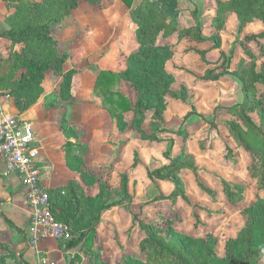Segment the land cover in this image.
Masks as SVG:
<instances>
[{
    "label": "trees",
    "instance_id": "1",
    "mask_svg": "<svg viewBox=\"0 0 264 264\" xmlns=\"http://www.w3.org/2000/svg\"><path fill=\"white\" fill-rule=\"evenodd\" d=\"M80 1L10 0L14 11L6 16L8 28L0 29V37H5L14 44L23 43V48L20 52H10L6 58L0 59V89H8L4 94L14 98L20 112L28 109L39 98L43 90L41 82L48 70L61 74L58 96L65 100L70 99L71 80L76 70L62 72V65L68 54L58 50L52 30L78 8ZM83 1L96 5L103 0ZM121 1L128 8L131 20L136 25L135 38L138 48L126 57L122 71L100 70L93 86L94 95L100 98L102 107L115 119L118 129L123 131L128 126L123 116L126 112L133 115L130 126L132 130L140 139L150 142H173L171 138L158 136L165 131L188 136L184 123L191 116H198L213 127L216 120L198 113L192 104L177 130L162 127L166 97L187 103L189 94L183 84L178 90L172 89L174 77L166 70V62L174 55V51L170 44L157 40L159 37L166 38L176 33L178 41H208L212 43L211 48L220 49L221 39L217 31L224 25V15L228 12L235 13L238 33L254 19L264 25V0H215L216 11L211 18V26L217 31L209 36L203 35V25L196 10L190 13L194 20L193 25L181 28L177 26L180 14L178 0ZM236 40L247 60L241 59L234 69H231V61L235 53V43L226 52L220 50L219 57L214 62L206 58L205 49L188 47L185 51H194L204 64L210 66L197 77L198 79L218 80L222 76L230 75L240 83L242 99L232 105H218L213 112L215 115L223 109L232 116V119L223 120V124L236 146L248 154L250 160L246 169L255 180L256 189L264 190V62L257 63L260 57H264V32L247 34ZM250 42L256 44L257 52L245 46ZM122 81L134 90L135 102L132 103L119 91L118 87ZM145 119H149L148 131L142 127ZM73 145L71 141L64 144L66 165L77 171L86 185L97 183L98 191L94 196L85 195L83 188L74 182L46 190L53 216L68 225L76 236L66 243L65 250L80 245L84 254L92 255L96 252L93 251L95 229L101 221L102 213L118 205L130 213L132 222H136L143 231V237L138 243L143 258L124 254L118 264H264V196L257 197L243 208V225L234 237L225 240L223 253L219 255L216 250L217 238L212 234L191 237L179 233L172 228L170 219L161 214L154 218L140 219V214L131 209L132 197L127 188V174H120L117 189L111 188L106 181H100L80 168L81 155L72 153ZM203 145V141H200L201 148ZM225 149L226 158L233 161L232 149L227 145ZM163 156L169 163L154 170H147V176L152 181H170L173 190L168 195L161 193L155 200L166 199L173 203L176 198H181L192 208L191 215L197 224L198 206L191 202L186 193L185 183L180 177L181 171L192 172L196 185L213 201H216V191L200 180L198 167L192 157L186 154L184 147L175 156L170 155V149L164 151ZM138 162V153L135 151L131 167H135ZM215 176L219 179L226 200L232 204L239 203L243 198V185L231 183L216 174ZM205 210L212 214L211 209ZM0 218L17 229L1 210ZM3 244L0 241V264H5L6 255L10 253L8 248H3ZM64 264H72V260L68 259ZM90 264H102V261L93 259Z\"/></svg>",
    "mask_w": 264,
    "mask_h": 264
},
{
    "label": "crops",
    "instance_id": "2",
    "mask_svg": "<svg viewBox=\"0 0 264 264\" xmlns=\"http://www.w3.org/2000/svg\"><path fill=\"white\" fill-rule=\"evenodd\" d=\"M112 1L115 2V5L120 8V16H115L118 15V13L114 12L112 9H109ZM189 1L196 2V0ZM197 1L200 10L197 12V15L203 25L202 33L204 36H209L212 33V30H214V28L211 26V18L214 16L215 10L212 9L213 11H211L212 13L209 14V19L206 20V23H204L203 19H205V16L207 15L203 12L204 7L200 6L201 4H206L205 1L207 0ZM212 1L215 3V0ZM96 5L103 6L104 8L95 12L90 11L88 7L92 8L95 5H89L85 1L81 0L78 4V8L74 9L70 15L61 22L60 25H56L52 30L53 37L58 43V50L68 54L67 59L62 65V72H66L69 69L76 70L71 80L70 99L65 100L58 96L59 85L62 79L61 74H56L52 70H48L44 73V77L41 82V86L43 88L41 95L28 109L20 112L15 105L14 98L11 95L4 94V91L8 90L7 88L0 89V105L7 113L16 115L31 125L37 140L34 145L38 148L37 163L40 168L41 185L44 189H55L59 186H66L70 182H74L83 188V191L86 195H88L87 190L92 191V195L90 196H94L97 193V183L94 185H86L83 182L80 174L77 171L70 169L66 165L64 144L66 141H71L74 143L72 146V153L81 155L82 163L80 168H82L88 174L94 175L100 181H106L111 188L117 189L120 183V174H127V188L129 194L132 197L131 208H133V205L136 204V202L133 201L135 200L133 196V184L135 179L133 178L131 172L145 166H147L149 170H154L168 164L169 161L163 156L164 151L171 149L170 155L175 156L180 152L182 147H184L186 154L192 157L197 167L198 165L205 164L204 166L213 170H217L220 168L218 164L220 160L218 158L211 160L207 159L208 162H203L204 159H200V161H198L194 149H197V151L199 150V153L206 155L207 153L216 150L215 146H220V148H222L224 145L225 148L227 145L233 149L232 151L235 153V147L237 146L228 134L224 124L223 126L225 131L224 133H221V136H219L215 128H213L212 133L210 130L207 131L209 124L208 127H206V123L204 121H200V119H195L184 123V127L188 132V136L185 138L176 134L175 136L169 135V132L167 131L158 134V136L161 138H172V145L170 140L150 142L140 139L139 135L130 127L133 118L131 112H126L123 114L124 120L128 126L125 130L120 131L116 125L115 119L105 108L102 107L100 98L94 95L93 86L96 76L100 70H111L118 72L124 69L126 57L138 48V43H135L136 25L131 20L128 8L121 0H103L100 4ZM84 9H87V11H84ZM123 9L125 14H123ZM13 11L14 8L11 7L10 0H0V29L6 30L8 28L5 19L6 16ZM191 12H189L187 9H182V11H180L178 25L180 24L181 26H178L179 28L193 25L194 20L190 14ZM228 13L234 14V18L237 21L235 13ZM100 16L105 20L113 17L115 20V26L118 23L123 24V22H125V29L123 27L119 29V33H117L118 39H116L115 42L109 40L106 33H104V31L98 27L97 24L99 21L101 22V19H99ZM91 20H94V22L91 23ZM90 30L94 31L91 32ZM130 30H132V39L128 34V31ZM95 31H97V37L96 35H93ZM260 32H264V25L257 19L248 22L241 31V33L244 34L243 36L251 33L257 34ZM111 33L113 32L111 31ZM91 35L96 38H94L95 41L93 40L90 44L89 41L91 39L89 36ZM125 40H128L129 43L127 44L126 42H123ZM157 42H165L170 44L174 51V55L166 62V70L169 71L174 77V82L171 85L172 89L174 90H177L174 88V86L178 85V87H180L182 84L188 88V85L185 83V81L189 79L190 74L187 73L185 76L180 77L178 74L179 70L175 68L174 69L176 71L173 70V68L169 66L170 63L189 68L188 64L186 63V57L195 63L199 60L200 63L197 62V64L199 66L198 69L200 70L205 71L206 68L210 67L201 61L197 53L194 51H185L184 49L188 47L205 49L207 50L206 58L211 62H214L218 59L220 50L226 52V49L223 48L222 40L220 49H213L211 48L212 43L208 41L200 43L193 42L189 39H182L178 41L176 33H173L166 38L159 37ZM172 44H174L175 47L172 46ZM22 48L23 43L14 44L9 39L0 37V59L6 58L10 52H20ZM176 58H178L180 61H175L177 60ZM233 59L231 61V69H234L237 66V64L236 66L233 64ZM241 59L245 61L247 60L245 56L244 58L239 57V62ZM262 62H264V57H261V59H258L257 61L258 64ZM179 78H182V80ZM231 79H233V81H231ZM234 80L237 84L234 83ZM177 81L180 82L177 83ZM228 81L229 84H227ZM200 82H205L204 84L207 85L217 83H220L221 85L224 82L227 85L223 86L221 90L216 87L213 91H197L195 96L196 99L193 100L194 104L192 103V105L195 107L198 113L206 115L209 114V111L212 112V108H210V106L206 107L203 104L205 100L200 101V99L203 97H219L220 99L217 104H220V106H228L232 92H234L233 88L235 86L239 90V100L242 99L240 83L230 75L222 76L218 80L200 79ZM125 86L129 87V90L131 91L130 93L124 91ZM118 89L132 103L135 102L134 100L136 99V94L135 92L132 93L134 90L127 83L122 81ZM220 92L223 93L220 95ZM173 100L174 99L170 97H166V108L163 112L162 127L168 130H174L175 127H180L182 125L183 117L190 110V106L188 104L189 100L187 103L175 100L176 102H181L184 104V107H176L177 109H174V112H171V104H175L172 106H180L179 103H175ZM214 105H216V103H214ZM178 109H180V111L177 112ZM219 112L220 118L224 116L222 121L226 119H232V116L225 110L221 109ZM168 118L170 119L172 125H174V128L168 127V125H170L168 124ZM142 127L146 131L149 130V119L144 120ZM206 132L209 134V138L214 143L213 149L205 150L200 147V141H203V143L205 142V140L201 138L202 134H206ZM197 139L200 140H198V143H196L197 145H195ZM178 146L180 148L176 150ZM135 151L138 153L139 162L135 167L132 168L131 164L133 162V155ZM243 152L248 158V162L246 163L247 166L250 159L244 150ZM147 160H149V162H146ZM151 162L161 165L158 167H151ZM228 162L230 169L231 167H236L235 164L234 166L230 164L233 162L232 160H229ZM185 171L188 170L181 171V178V174ZM145 172L147 176V171L145 170ZM199 172L200 169L198 167V176L200 178ZM216 175L219 174L216 173ZM222 175L219 176L227 181L230 180L229 182L231 183H235L232 178L227 179L228 176L226 175H228V173L225 175L226 178ZM159 181H170L165 179H153V181H149V184L153 185L155 189L162 193L158 185ZM237 182L240 184V180ZM257 192L264 193V190H257ZM263 193L260 196H264ZM210 200L211 201L209 202L212 205L217 204V199L216 201H213L210 198ZM0 210L17 227V229L11 227L2 218H0V241L10 246L9 248L18 256V261H20V264H24L23 261H26L30 264H64L66 256L69 254H71L70 260H72V264H86L85 259L92 256L90 254H84V252H82L80 249V245L76 246L75 248L65 250V248L63 249L62 247L63 241L53 237L40 239L37 241L35 246L28 245L27 237L30 210L25 202L24 191L20 185L17 175L7 169L5 162L1 157ZM131 222V215L123 206L114 205L105 210L102 213L100 223L95 229L96 234L94 238L93 251H97L98 248L102 246L103 252H101V254H106L105 251H107V248L104 246V243H106V240L108 242L111 237L112 239L114 238L116 233H113V230ZM127 242L128 241L123 240L122 242L119 241L120 244H115V248L110 250L108 257L113 261H117V258L120 256L119 254H121L119 252H122V247L124 248L125 246L131 244H128Z\"/></svg>",
    "mask_w": 264,
    "mask_h": 264
},
{
    "label": "rangeland",
    "instance_id": "3",
    "mask_svg": "<svg viewBox=\"0 0 264 264\" xmlns=\"http://www.w3.org/2000/svg\"><path fill=\"white\" fill-rule=\"evenodd\" d=\"M205 3L206 4H204V5L201 4V6H200V7H204L203 12L207 15V16H205V19H203L204 23H206V20L209 19V16H210L209 14L212 13L211 11H213V10L216 11V4L212 0H207V1H205ZM178 5H179L178 7H179L180 11H182V9L183 10L187 9L189 12L194 11V10H196L197 12L200 11L199 6H198L199 4H198L197 0H196V2H190L189 0H178ZM85 7H88V6H85ZM183 7H187V8H183ZM102 8H104V7L100 6V5H95L92 8L88 7V9L90 11H94V12L97 10H102ZM109 9H112L114 12L118 13V15H115V16L121 15L120 8L115 5V2H113V1L111 2ZM84 11H87V9H84ZM123 12H124V9H123ZM123 14H125V12ZM226 15H228V16H226ZM234 17H235L234 14H229V13L225 14L224 15V25L221 28V30L217 31L216 29H214V30H212V33L216 32V31L218 33H220V37H221V40L223 42V48L226 49L225 51H227L235 43V54H234L233 64L236 66V64L239 63V57L244 58L245 55L243 53L242 47L240 46V44L236 40V39H242L244 37L243 36L244 34H242V33L238 34L236 32L237 21L235 20ZM99 19H101V22L99 21V23L97 24L98 27L100 29H102V31H104V33H106L109 40H111L112 42L113 41L115 42L116 39H118L117 33H119V29L122 27L125 29V22H123V24L118 23L115 26V20L113 19V17H110L107 20H105V19H103V17L100 16ZM93 22H94V20H91V23H93ZM177 26H181V25L179 24ZM93 31H91V32H93ZM111 31L113 33H111ZM96 33H97V31H95V33L93 35H96ZM128 34H129V37H131L132 30L128 31ZM89 37L91 39L89 41V43L91 44V42L94 40V38L97 37V35H96V37H94L92 35ZM131 39H132V37H131ZM128 40H125L123 42H126L128 44L130 42V40H129V42H128ZM135 43H138V42L135 40ZM172 46L175 47L174 44H172ZM245 46L250 48L254 52L258 51V48L254 42L246 43ZM176 59L177 60H175V61H180L178 58H176ZM185 59H186V63L188 64L189 68H186V67L180 66V65H176L174 63H170L169 66L171 68H173V70L178 69L179 70L178 74L180 75V77L185 76L187 73L190 74L191 77L189 76V79H187L185 81V83L188 85L187 89H188V94H189V99H188L189 100V102H188L189 106H190V104L193 103V100L196 99L195 96H196L197 91H199V92H200V90L206 91V92L207 91H213V90H215L216 87L219 90H221V88L223 86H226L227 84H229V81L227 82V84H225L223 82L221 85H220V83L207 85V84H204L205 82H200V79H198L197 77L202 75L204 72L203 70L198 69L199 66H198L197 62L200 63V61L198 60L195 63V62H192L191 60H189V58L185 57ZM260 59H261V57L259 58V60ZM179 79L182 80V78H179ZM179 79H177V80H179ZM231 81H233V79H231ZM179 82L180 81H177V83H179ZM234 83H236L235 80H234ZM174 88H176L177 90L179 89L178 85L174 86ZM233 89H234V92H232V95H231L230 100H229L230 103L228 102L229 104L238 102V100H239V90L237 89L236 86ZM124 91L127 93L131 92L129 90V87H127V86L124 87ZM133 92L134 91H132V93ZM222 93L223 92H220V95ZM197 99H199V98H197ZM219 99H220L219 97L213 98V96L212 97L209 96L208 98L203 97L202 99H200V101L205 100L203 104L206 107L210 106V108H212V112L209 111L208 112L209 114H206V115L203 114V115L206 116L208 119H211V120L215 119L216 120V124L213 127H211L210 125L208 127V123H206L204 121L206 123V127H208L207 131L210 130L212 133L213 128H215V130L217 131V134L219 136H221V133H224V131H225V128L223 126V121H222V118H224V116L222 118H220V116H219L220 112L219 111L215 115L213 112L214 108L216 106L220 105V104H217ZM173 101H175V100H173ZM175 103H179L180 106H172L175 104H171V106H170L171 112L174 109H177L176 107H182V108L184 107L183 106L184 104H182L181 102L175 101ZM214 103H216V105H214ZM187 109H188V107H187ZM178 111H180V109H178L177 112ZM195 119H200V121H203L198 116H191L190 118H188L186 120V122L192 121ZM169 122H170V119L168 118V124H170V125H168V127L174 128V125H172V123L171 122L169 123ZM178 127H175L174 131L177 130ZM169 135L175 136V133L169 132ZM208 135L209 134L206 132V134L205 133L202 134V137H201L205 140L204 145L202 147V149H205V150L213 149V147H214V143L209 138ZM200 139H197V141L195 142V145H197L196 143H198V140H200ZM172 144H173V142H171V145ZM215 147H216V150H213L212 152L207 153L206 155L199 153V150L197 151V149H194L195 150L194 152L197 155L198 161H200V159H204L203 162L204 161L208 162V160L215 159V158H218L220 160V162L218 163L220 168L217 170H213L211 168H208V167L204 166L205 164L198 165V167L200 169L199 174H200L201 180L203 182H205L206 184H208V186L214 188L216 191V195H217L216 196V199H217L216 203L217 204L212 205L209 202V201H211L210 198L208 197L207 194H205L196 185L195 180H194L191 172L185 171L181 174V176L185 182V186H186L185 189L188 193V196L190 197L191 202L198 206L196 209L197 217H198L197 218L198 219L197 224L194 222V219L191 215V211H192L191 209L192 208L189 207L181 198H176V200L173 203L170 202L169 200H166V199L155 200L157 197H160L161 193H160V191L155 189L153 185L149 184L150 180L146 176V172H145V170L146 171L149 170L147 168V166L141 167L140 169H137V170H134L131 172L133 178L135 179L134 184H133V187H134L133 196H134L135 200H133V201L136 202V204L133 205V208H131V209L134 213L140 214V217H141L140 219L154 218L156 215L161 214L162 216L167 217L166 219H170V221L172 223V228L175 231H177L179 233L186 234V235L191 236V237H205L208 234H212L213 236H215L217 238V245H216L217 253L219 255H222L223 250H224L225 240L228 237L234 236L243 223V220H244V216L242 214L243 208L248 206L257 197H259L263 192H257V190L255 188L254 180L249 177V175L245 169L246 163L248 162V158L244 154L242 149L235 147L236 152L233 153V162L234 163L232 162L230 164L232 166H234V164H235L236 167H231V169H230L229 164H228L229 163L228 161L230 159L228 160V158H226V156H225L226 152H225L224 145L222 148H220V146H215ZM179 148L180 147L178 146L176 148V150H178ZM202 155H203V157H202ZM217 155H218V157H217ZM146 162H149V160H147ZM160 165L156 164L154 162H151V167H158ZM216 173L219 175L224 174V175H222L223 177H225L226 173H228V175H226V176H228L227 179L232 178V180H234L235 183H238L237 181L240 180L239 183L243 185L244 190H243V198L239 203L232 204L226 200V198L223 194L222 188L219 185V180L214 176V174H216ZM158 185L160 187L162 194H164V195H168L173 190V185L170 182L159 181ZM87 194L92 195V191L87 190ZM82 196L85 197L83 194H82ZM205 208L211 209L212 214H208L207 211L205 210ZM214 210L217 212H215ZM160 224L163 226L162 221L160 222ZM113 231H114L113 233H116L114 235V238L112 239V237H111V239H109L108 242L106 240V243H104L105 244L104 246H106V248H107V251H105L106 254H103V255L101 254V252H103V248H102V246H100L96 252L92 253V256L87 257L85 259L86 264H90V261H92L93 259H94V261L95 260L102 261V264H118V262L121 261V257L124 254H129V255L136 257V258H143V254L140 253V250L138 247V243H139L140 239L143 237V231L140 229V227L137 225L136 222L135 223H133V222L126 223L124 226L117 227ZM75 237L76 236H74L71 232V235L69 236V238L60 239L61 241H63L62 242L63 249L65 248L66 243L70 239H74ZM123 240L124 241L126 240V241H128L127 242L128 244H130V243L131 244L130 245L127 244L128 246H125L124 248L121 246L122 252H119L121 254H119L120 256L117 258V261L111 260L108 257L110 250L112 248H115V244H118L119 241L122 242ZM4 246L5 247H3V248L10 249L9 245L5 244ZM9 251L11 254L8 253L6 255L5 264H20V261H18V256L15 254V252L12 251L11 249ZM70 257H71V254L66 256L65 262H67V260H68L67 258L70 259Z\"/></svg>",
    "mask_w": 264,
    "mask_h": 264
},
{
    "label": "built area",
    "instance_id": "4",
    "mask_svg": "<svg viewBox=\"0 0 264 264\" xmlns=\"http://www.w3.org/2000/svg\"><path fill=\"white\" fill-rule=\"evenodd\" d=\"M36 142L31 125L7 113L0 105V157L7 169L17 175L24 191V199L30 210L29 246H35L38 240L46 237L69 238L72 232L51 212L49 195L40 181Z\"/></svg>",
    "mask_w": 264,
    "mask_h": 264
}]
</instances>
